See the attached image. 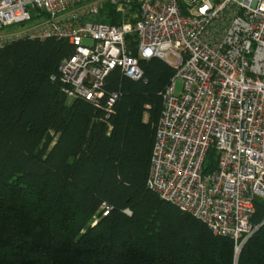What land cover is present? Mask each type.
I'll return each mask as SVG.
<instances>
[{
    "label": "trees",
    "instance_id": "16d2710c",
    "mask_svg": "<svg viewBox=\"0 0 264 264\" xmlns=\"http://www.w3.org/2000/svg\"><path fill=\"white\" fill-rule=\"evenodd\" d=\"M109 10L98 20L118 24L105 18ZM128 48L138 57L132 38ZM74 53L55 37L0 49V264H264V200L252 218L259 228L236 260L232 239L148 185L175 70L141 60L147 83L115 70L100 103L71 101L59 66ZM215 166L211 153L206 168Z\"/></svg>",
    "mask_w": 264,
    "mask_h": 264
},
{
    "label": "built area",
    "instance_id": "2783aa9c",
    "mask_svg": "<svg viewBox=\"0 0 264 264\" xmlns=\"http://www.w3.org/2000/svg\"><path fill=\"white\" fill-rule=\"evenodd\" d=\"M106 6L136 9V20L101 22ZM12 26L22 28L13 36L75 47L59 66L71 101L100 103L115 70L147 83L141 60L158 58L175 70L162 94L148 185L232 239L237 260L259 228L252 218L264 200V0H0V34ZM13 36L0 35V49ZM211 153L214 169L206 168Z\"/></svg>",
    "mask_w": 264,
    "mask_h": 264
},
{
    "label": "rangeland",
    "instance_id": "374dc122",
    "mask_svg": "<svg viewBox=\"0 0 264 264\" xmlns=\"http://www.w3.org/2000/svg\"><path fill=\"white\" fill-rule=\"evenodd\" d=\"M113 10H109L106 14H105V18L109 21H115V22H134L136 20V9L131 10L128 13H117L114 11V13L112 14ZM22 31V28L20 26H12V27H8L5 28L2 33L0 35H9V36H13V34ZM21 37L18 36H13L11 40L14 39H18ZM84 44L86 45H91L92 41L91 40H84ZM182 88V81L180 79H177L176 81V92L180 93ZM148 117L145 116V120H147ZM236 251V250H235Z\"/></svg>",
    "mask_w": 264,
    "mask_h": 264
}]
</instances>
